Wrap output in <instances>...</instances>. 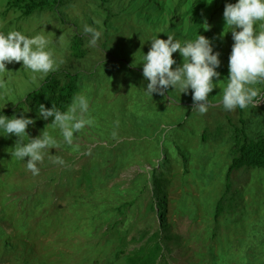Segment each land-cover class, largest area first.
I'll return each instance as SVG.
<instances>
[{"label": "rangeland", "instance_id": "374dc122", "mask_svg": "<svg viewBox=\"0 0 264 264\" xmlns=\"http://www.w3.org/2000/svg\"><path fill=\"white\" fill-rule=\"evenodd\" d=\"M229 2L236 0L211 4L207 0H69L59 11L45 9L27 18L0 13V31L16 29L49 38L59 65L55 72L78 73L74 96H88L94 121L74 146L51 149L65 160L64 165L46 156L38 176L24 163L11 160L9 148L17 138L0 136V264H97L86 243L98 240L75 229L76 199L79 193L85 196L77 173L89 155L101 151L99 147H113L122 140L136 142L129 143L125 167L108 184L123 180L127 187L137 172H146L147 178V183L125 192L129 200L133 191L142 188L134 209L128 208L138 219L125 248L128 255L137 253L151 264H264V168L245 165L227 172L235 155V130L243 129L252 139L264 135V95L248 109L226 111L220 104L233 44L230 32L219 38ZM5 8V0H0V11ZM86 23L102 30L96 48L87 46L82 32ZM75 33L79 55L72 47ZM197 33L211 38L214 51L221 53L217 71L219 80H224L209 94L210 107L203 115L192 109L191 90L180 95L170 88L164 96H147L143 88L148 81L142 64H136L140 50L148 52L147 40L153 35L167 39L171 34L183 41ZM173 57L183 62L178 52ZM7 68L12 72L0 74L7 80L0 88V110L9 117L23 113L35 118L38 105L26 96L49 73H32L22 62ZM255 87L264 93V84ZM26 107L31 111L24 113ZM51 120L37 119L27 129L30 137L39 135ZM47 127L59 138L58 131ZM182 153L187 157L184 162ZM153 166L167 184L164 210L161 195L153 190ZM61 182L69 184L68 194ZM125 260L121 257L116 264Z\"/></svg>", "mask_w": 264, "mask_h": 264}, {"label": "clouds", "instance_id": "9594fccd", "mask_svg": "<svg viewBox=\"0 0 264 264\" xmlns=\"http://www.w3.org/2000/svg\"><path fill=\"white\" fill-rule=\"evenodd\" d=\"M207 3L211 4L212 0H207ZM223 19L225 27L219 38L223 39L230 32L233 44L220 104L226 111L248 109L256 106L257 100L264 95L255 87L264 84V0L226 3ZM203 27L207 30L209 25L205 23ZM225 28L228 30L225 31ZM82 32L87 37L88 47H98L102 30L86 23ZM158 34L147 40L151 42L150 48L146 54L140 50L142 55L136 63L142 64V75L148 81L146 89L143 88L144 93L152 97L153 94L164 96L170 88L179 91L180 95L189 94L191 90L192 109L201 115L207 113L211 103L209 94L220 88L224 81L219 80L221 73L217 71L221 65V53L214 51L212 39L205 35L197 33L195 38L181 41L171 34L167 35V39L160 38ZM50 43L43 33L27 35L16 29L0 31V74L11 73L7 66L18 62H22V67L32 73L55 72L59 65ZM177 52L182 57V63H177L173 57V53ZM6 84V79H0V88H5ZM0 111V136L17 138L14 146L9 148L11 160L24 163L33 176L40 174L39 165L46 156L53 163L64 165L65 160L54 156L51 149H59L62 145L74 146L78 135L94 124L90 115V100L83 93L75 95L65 111L55 105L49 108L40 103L35 118L23 113H14L9 117L3 109ZM23 111L27 113L31 109L26 107ZM49 118L52 120L47 126L58 131L59 138L47 126L39 135L30 137L28 127L35 126L37 119L47 121ZM112 135L115 137L117 133L113 131Z\"/></svg>", "mask_w": 264, "mask_h": 264}, {"label": "trees", "instance_id": "16d2710c", "mask_svg": "<svg viewBox=\"0 0 264 264\" xmlns=\"http://www.w3.org/2000/svg\"><path fill=\"white\" fill-rule=\"evenodd\" d=\"M67 2L69 0H5L6 8L0 13L4 16L8 12H13L18 13L22 18H27L45 9L59 11ZM106 14L108 16V13ZM77 36L78 34L75 33L72 47L75 54L79 55L81 48L77 43ZM77 80V72L63 70L51 72L36 89L27 94L26 99H32V103L38 106L40 103L49 108L55 105L59 110L65 111L77 91ZM6 112L3 110L4 114ZM233 136L236 140L233 147L235 155L228 165L227 172L230 173L233 169L245 165L264 168V135L252 139L246 136L243 129L237 128ZM133 142L136 141L122 140L113 147L101 146L99 147L101 151L95 150L78 169L77 181L83 187L85 196L79 193L76 199L78 213L75 229L84 236L87 235L90 240L94 238L98 240L97 244L90 241L86 243L88 248L92 249L91 256L95 255L97 264H116L121 257H126V260L119 264H151L149 260L142 259L137 253L128 255L125 249L131 242L129 240L134 237L133 231L136 230L138 222L134 210L132 212L129 209H134L142 188L139 191H133L129 200L126 199L125 192L134 190L140 182L147 183L146 172L134 174L127 187H123L125 183L123 180L108 184L109 180L119 177L121 169L125 167L124 163L129 152L126 149L129 143ZM181 158L184 162L187 157L182 153ZM157 168L153 166L150 170L152 184L154 192L161 195V205L164 210L167 204V184L155 173ZM68 186V183L61 182L63 193H69ZM220 203L221 201L218 203V208ZM149 208L152 213L154 206L150 205ZM130 235H132L131 239H129ZM103 253H106V256L98 258V255Z\"/></svg>", "mask_w": 264, "mask_h": 264}]
</instances>
